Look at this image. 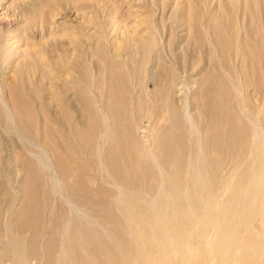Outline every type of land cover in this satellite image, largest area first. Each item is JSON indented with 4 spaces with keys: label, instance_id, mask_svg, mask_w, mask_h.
<instances>
[{
    "label": "rangeland",
    "instance_id": "obj_1",
    "mask_svg": "<svg viewBox=\"0 0 264 264\" xmlns=\"http://www.w3.org/2000/svg\"><path fill=\"white\" fill-rule=\"evenodd\" d=\"M51 256L264 264V0H0V264Z\"/></svg>",
    "mask_w": 264,
    "mask_h": 264
},
{
    "label": "bare ground",
    "instance_id": "obj_2",
    "mask_svg": "<svg viewBox=\"0 0 264 264\" xmlns=\"http://www.w3.org/2000/svg\"><path fill=\"white\" fill-rule=\"evenodd\" d=\"M81 53V52H80ZM133 53V52H132ZM77 56H78V54H77ZM80 56V55H79ZM75 61V62H74ZM77 59L75 58V60L73 59L72 60V62L70 63L71 65L70 66H68L69 68H72L73 69V66L72 65H75V66H77L76 64H78L77 63ZM119 62V61H118ZM52 63V62H51ZM110 64V63H109ZM108 64V65H109ZM123 64V66H124V62L122 63ZM119 65V64H118ZM127 65V64H126ZM136 65V64H135ZM110 66V65H109ZM129 66V65H128ZM61 66H59L58 68H60ZM112 67V66H111ZM110 67V68H111ZM133 67V66H132ZM85 68V67H84ZM109 68V69H110ZM129 68V67H128ZM56 69H57V67H56ZM113 69V68H112ZM131 68H129V70H130ZM57 70H59V69H57ZM87 70V69H86ZM85 70V71H86ZM105 70V69H104ZM128 70V69H127ZM84 70H83V72H85ZM109 71H111V72H109ZM107 70V72H109V73H107L106 75H102L101 74V77H99L100 79H104L106 82H108L109 81V83H110V81L112 82V83H121V86L122 87H120L121 88V92L124 90V87H127L126 86V84H124V83H128L127 81H129V77L128 78H126V79H128V80H126V82L124 81L123 82V80H122V77H121V75H120V73L119 72H117V73H119V74H116V73H113V71L112 70ZM134 71V70H133ZM114 72H116V70H114ZM131 73V72H130ZM138 73V72H137ZM97 75V74H96ZM96 75H93V76H91L90 74H89V71L88 72H86V74L85 73H83V74H80L78 77L82 80V81H84L85 82V84H86V88L88 89V91L89 92H91V93H93V94H95V95H98L97 94V92H96V88H97V83L100 81V79L96 76ZM126 75V74H125ZM124 75V76H125ZM102 76H104V77H102ZM130 76V75H129ZM132 76L134 77V73H132ZM124 79V78H123ZM130 79H132V78H130ZM77 81V80H76ZM104 81V82H105ZM80 83V82H79ZM102 84V83H101ZM120 86V85H119ZM103 87V86H102ZM116 87V86H115ZM128 87H130V86H128ZM109 88V87H108ZM107 88V86H104L101 90H104L103 91V93H105V91L107 92V91H110V89H108ZM62 90V89H61ZM119 91V90H118ZM111 92V91H110ZM112 92L113 93H117V91L116 90H114V89H112ZM65 93V92H64ZM95 104V103H94ZM99 110V109H98ZM78 111V110H77ZM105 114V113H104ZM83 115V114H82ZM8 116V115H7ZM104 120H106L107 121V119H105V118H103ZM103 120V121H104ZM108 124V123H107ZM106 124V125H107ZM66 125V124H65ZM89 125H91L90 126V134H94L95 133V131H96V128H95V121L94 122H92V121H90V124ZM109 125V124H108ZM65 127V126H64ZM65 128H67V127H65ZM65 128H64V131L63 132H66L65 131ZM63 136H62V139H64L65 138V140L67 139V135H64V134H62ZM84 135V134H83ZM90 137H92L91 135H90ZM69 138V137H68ZM61 140V139H60ZM66 142V141H65ZM71 142V141H70ZM70 142H68L69 144H70ZM61 143V142H60ZM61 144H63V143H61ZM91 144V143H90ZM67 145V144H66ZM74 145V144H73ZM71 147H72V145H70ZM65 147V146H64ZM76 147V146H75ZM74 147V148H75ZM91 149H93L94 150V155H95V162H98L97 164H99V165H104L105 164V162H104V152H105V150H104V142H102L101 143V141L100 142H98V143H94V144H92L91 146ZM73 148V147H72ZM77 149V148H76ZM78 150V149H77ZM76 150V151H77ZM75 151V150H74ZM74 151H73V154H74ZM75 151V152H76ZM91 153H92V150H91ZM72 154V155H73ZM67 157H69V156H67ZM93 161V160H92ZM41 162V161H40ZM107 162H108V160H107ZM43 164V163H42ZM105 167V166H104ZM198 168V167H197ZM102 170V169H101ZM200 171V170H199ZM198 172V171H197ZM199 173V172H198ZM49 178H50V180H51V183H52V188L53 189H59L60 187H59V185H58V181H60V180H58L57 181V179L58 178H56V177H54V176H52V174H50L49 176H48ZM70 199V198H69ZM68 199V203H70L71 201ZM73 206H74V204H73ZM72 206V207H73ZM73 208H75V209H77L76 207H73ZM77 211H78V209H77ZM79 212V211H78ZM77 233V232H76ZM75 233V234H76ZM77 235H78V233H77ZM76 236V235H75ZM86 237V236H85ZM13 247H12V249H13V251H17V253L18 254H20V251H21V248L19 247V244H17L15 241L13 242ZM11 246V245H10ZM16 253V254H17ZM17 257H18V255H16ZM54 256V255H53ZM53 256H51V261H50V264H59V262L57 261V257H53ZM62 260V259H61ZM3 261V260H2ZM76 263V262H75ZM98 263V262H97Z\"/></svg>",
    "mask_w": 264,
    "mask_h": 264
}]
</instances>
